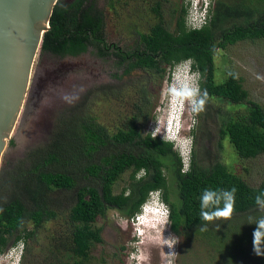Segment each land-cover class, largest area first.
<instances>
[{"label":"trees","instance_id":"1","mask_svg":"<svg viewBox=\"0 0 264 264\" xmlns=\"http://www.w3.org/2000/svg\"><path fill=\"white\" fill-rule=\"evenodd\" d=\"M109 1L113 7L115 0ZM211 7L206 22L200 27L188 25L187 7L183 8L173 29L161 18L149 32H138L136 46L127 50L107 42L105 15L98 0H58L50 28L43 36L41 52L77 56L92 50L103 58L114 56L123 75L145 69L161 77L169 73L170 77L184 61H190L192 69L200 75L201 90H206L209 97L245 104L241 113H227L218 129L220 139H228L242 158L264 155V108L249 98V92L235 72L230 71L220 83L215 80L218 49L239 41L264 39V0H217ZM81 108L64 112L52 140L31 164L11 175L16 191L0 207V251L27 220L36 229L58 217L49 199V193L54 190H74L76 196L67 212L72 225L70 231L45 243L51 259L47 264H72L62 259L68 251L75 257L73 264H89L93 246L103 240L102 229L94 224L98 216L105 215L109 208H116L131 219L148 193L155 189L162 190L175 232L185 226L198 236L208 238L214 237L210 235L217 228L244 234L250 226V217L264 215L254 202V197L264 192V178L258 186H252L223 161L204 163L195 147L185 173L181 151L173 143L163 142L160 136L153 140L150 131L143 132L140 123L150 120V113L143 114L139 109V115L128 118L124 127L111 131ZM192 137L196 142L194 131ZM127 172L125 185L115 192V184ZM172 183L177 185V194L172 193L171 197ZM232 186L238 190L232 218L208 223L207 231H199L205 224L199 215L202 191ZM23 195L30 203L21 198ZM34 235V230L25 228L16 236V244L24 243L25 257ZM217 245L223 249L225 241Z\"/></svg>","mask_w":264,"mask_h":264},{"label":"rangeland","instance_id":"2","mask_svg":"<svg viewBox=\"0 0 264 264\" xmlns=\"http://www.w3.org/2000/svg\"><path fill=\"white\" fill-rule=\"evenodd\" d=\"M194 1L115 0V5L112 7L109 0H98L99 7L103 9L105 15L107 42L117 44L120 48L131 49L137 44L138 32H149L151 26L161 18L170 29H173L184 7L188 9V25L194 26L192 25L194 19L190 16ZM216 1L212 0L211 6L214 7ZM155 8L159 11L154 10ZM96 55L92 50L77 56L43 54L41 49L38 51L33 76L42 61H44V65L42 64L44 70L51 68V71L56 72L54 67L65 70L57 78H53L54 87L52 89L48 87L45 96L38 102L41 104V109L38 110L40 116L26 127L27 132L23 140L27 141L29 137L37 140L27 147L9 144L0 170V184L1 180L9 178L8 176L12 174L10 169L12 163L15 167L14 172L20 167L29 165L27 154L34 149L38 150L39 147H45L52 140L64 112H74L82 107L86 115L95 117L111 131H116L125 126L128 118L139 115L141 109L143 114L152 115L150 120L140 123L143 132L151 131L155 127L154 115H157L162 127L164 126L168 115V104L162 92L167 89L174 75L179 76L188 71V64L183 62V65H179V69H175L174 75L172 72L170 77L169 73L161 77L156 72L145 69H137L128 75H123L122 69L116 65V57L109 56L94 62ZM230 71L235 72L241 80L244 88L249 92V98L264 108V39L239 41L224 49H218L215 54L216 82L224 81ZM194 76L197 81L200 80L198 73ZM35 83L37 85L38 82ZM66 95L75 98L73 103L69 104L63 99ZM184 108L186 113L182 118L185 126L182 139L192 137L193 131L197 135V141L192 140L190 146L182 143V140L179 141L180 149L187 160L190 159L191 150L195 147L199 159L204 163L223 161L249 184L258 186L264 178V155L254 158L240 157L228 139H220L218 130L227 113L233 115L241 113L245 109V104H236L222 97L208 96L205 110L195 117L198 123L193 129L194 117L189 114L187 105ZM140 120H142L141 116L139 122ZM127 179L128 172L115 184V192L121 191ZM172 193L177 194L176 183L171 184V197ZM74 197V190L50 192L51 206L57 209L58 217L36 229L30 223L28 228L30 231L34 230L35 235L33 240L29 241L26 257L23 256L21 243L15 244L0 253V264L49 263L51 259L45 243L50 241V238L59 237L64 231H70L72 225L67 212L75 202ZM94 224L102 229L103 240L93 246L89 264H129L128 256L137 248L149 255L147 264H165L164 251L168 252L169 249L149 244L146 240L141 242L131 220L124 217L116 208H109L105 215L98 216ZM248 227V230L244 229L247 230L244 234H237L236 231L227 233L224 228H217L214 234L210 235L214 237L208 238L198 236L185 226H182L179 232H175L169 225L164 235L172 234L180 239L174 249L177 253L174 264H261L264 257L263 259L258 257L252 251V232L255 226ZM220 241L223 243L225 241L223 249L217 245ZM62 259L73 264L75 257L68 251ZM132 264H135V261Z\"/></svg>","mask_w":264,"mask_h":264},{"label":"clouds","instance_id":"3","mask_svg":"<svg viewBox=\"0 0 264 264\" xmlns=\"http://www.w3.org/2000/svg\"><path fill=\"white\" fill-rule=\"evenodd\" d=\"M212 0H195L193 2L194 8L190 12V16L197 21L201 22L203 17H207ZM195 23V22H194ZM193 25V23H192ZM188 64V71L182 73L179 76L173 77L171 83L167 89L162 92V96L165 98L168 104V115L165 118V124L162 127L161 121L157 119V115H154L153 121L155 127L149 132L151 133V139L155 140L157 136L163 139V142L173 143L176 149H180L179 141L185 145H191L193 138L187 137L182 139L184 124L183 116L186 111L184 106L187 105L189 114L193 115L192 124L195 126L198 121L195 119L200 113L205 110V105L208 99V93L206 90L202 91L194 74L198 72L192 69L190 61H184ZM179 69V68H178ZM63 99L69 104L73 103L74 97L64 96ZM192 131V129H191ZM189 130V136L191 135ZM184 160V169L186 173L189 169V160L181 151ZM143 172V170H142ZM146 174V173H145ZM138 179L141 177L138 176ZM237 188L232 186L230 189L226 188H205L200 194V218L205 222L204 225L199 227V231H207V224L220 220H230L235 212L236 205V193ZM130 193H126L129 195ZM255 205L258 210L264 213V192H259L254 197ZM170 209L164 200L161 189H155L148 193L147 199L139 206V210L130 219L137 237L144 242L145 240L149 244L156 245L162 249L167 247L168 252L164 251L165 264H174V258L177 253L175 252L176 245L180 242L179 237L169 234L165 236L164 233L167 227L171 226ZM249 225H255L252 232V251L258 257H264V215L259 217L249 218ZM21 243V244H20ZM19 242L20 246L24 243ZM0 253H3L0 251ZM150 259L149 255L137 248L131 252L128 256L129 264L135 261V264H147ZM18 264V262H17Z\"/></svg>","mask_w":264,"mask_h":264},{"label":"water","instance_id":"4","mask_svg":"<svg viewBox=\"0 0 264 264\" xmlns=\"http://www.w3.org/2000/svg\"><path fill=\"white\" fill-rule=\"evenodd\" d=\"M57 2L0 0V170L14 131L26 128L28 106L52 83L49 74L36 85L33 68Z\"/></svg>","mask_w":264,"mask_h":264},{"label":"flooded vegetation","instance_id":"5","mask_svg":"<svg viewBox=\"0 0 264 264\" xmlns=\"http://www.w3.org/2000/svg\"><path fill=\"white\" fill-rule=\"evenodd\" d=\"M68 1H73V0H68ZM101 58H103V57H101L99 55L98 56L96 55V60L94 62H98L99 59H101ZM43 62L44 61H42L41 63H39L38 66H37V68H36V71H35V76H36L35 82H38V80H40L42 77H46V75H49V74H52V78H57L59 74L64 73V70L65 69H60L58 67H54L55 70H56V72L51 71L52 70L51 68H47L46 70H44V67L42 66V64L44 65ZM56 82L59 83L58 81H56ZM54 85H53V82L50 83L51 89H52V87H54ZM45 93H46L45 91L42 92V95L40 96V99L45 96ZM28 108H29L27 110L28 121L26 123V127L30 126L31 123H34V121H36L35 119L37 118V116H40L39 115L40 112L38 110L41 109V104L38 103L37 106H33V107H31V105H29ZM30 109H31V113H29V110ZM43 109L44 108H42V110ZM21 121H22V119H20V121L18 122V125L19 126L21 125L20 124ZM15 131H16V132H14L15 134L13 135V137L11 138V140L9 141V144H11V145L18 144V145H21L22 147H27V146H30L32 143H34L35 140H37L36 138H33V137H29V139L27 141L23 140V137H24V135H26V132H27V128H25V127H24V130H22V131H19L18 129L15 130ZM42 148L43 147H39L38 150H35L34 149L33 151H30L27 154L28 160L30 161L28 164H31V162L33 160H35V158L38 156V154H39V152H40V150ZM10 169H11V173L12 174H10L8 176L9 178H4L3 180H1V184H0V207L3 206L5 203H8L11 200V198L15 196L14 195V193L16 191V188H15V180L12 179V178H10V177H11V175L17 174L19 171L22 170V168L20 167L18 171L14 172L15 167L13 166V163L10 165ZM75 196H76V194H75ZM21 198L24 199L27 204L30 203V201L28 200L27 196L23 195ZM30 223H32V221L27 220V223H24L25 225L23 224L22 227L17 228V231L19 230L18 232H21V230H23L25 228H28V226H29ZM32 225L35 228V224L32 223ZM28 230H29V228H28ZM18 232H17V234H18ZM17 234H15L13 237H10L9 238V240L6 243L5 248H4V250L2 252H5V250L13 247L16 244V242H17L16 241Z\"/></svg>","mask_w":264,"mask_h":264},{"label":"built area","instance_id":"6","mask_svg":"<svg viewBox=\"0 0 264 264\" xmlns=\"http://www.w3.org/2000/svg\"><path fill=\"white\" fill-rule=\"evenodd\" d=\"M206 19H207V17H203L202 19H201V22L199 21V22H197V21H192V23H193V27H200L203 23H205L206 22ZM195 22V23H194ZM196 24H198V25H196Z\"/></svg>","mask_w":264,"mask_h":264},{"label":"bare ground","instance_id":"7","mask_svg":"<svg viewBox=\"0 0 264 264\" xmlns=\"http://www.w3.org/2000/svg\"><path fill=\"white\" fill-rule=\"evenodd\" d=\"M209 18V17H208Z\"/></svg>","mask_w":264,"mask_h":264}]
</instances>
